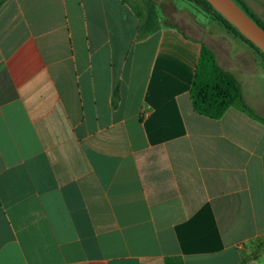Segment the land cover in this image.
Wrapping results in <instances>:
<instances>
[{"label":"crops","instance_id":"0c3cea01","mask_svg":"<svg viewBox=\"0 0 264 264\" xmlns=\"http://www.w3.org/2000/svg\"><path fill=\"white\" fill-rule=\"evenodd\" d=\"M138 26L124 0H0V264H264L243 261L264 243V58L191 14ZM202 43L241 89L216 119L189 94Z\"/></svg>","mask_w":264,"mask_h":264},{"label":"trees","instance_id":"16d2710c","mask_svg":"<svg viewBox=\"0 0 264 264\" xmlns=\"http://www.w3.org/2000/svg\"><path fill=\"white\" fill-rule=\"evenodd\" d=\"M131 6L139 18L138 37L146 36L160 28V21L157 11L152 7L144 8L132 4L129 0H124ZM200 6L205 13L213 20L217 21L230 34L242 39L264 58V53L260 51L252 42L246 39L233 25H231L221 14H219L206 0H189ZM260 27L264 29L262 21L248 8L243 0H234ZM193 109L208 118H219L236 100L241 98V89L237 79L229 71L223 70L217 63L214 51L202 43L199 56L195 65L193 77L189 90ZM244 108L249 110L246 105ZM264 247V243L258 244L257 248L243 261L256 257L259 250ZM164 264H184L180 258L167 257Z\"/></svg>","mask_w":264,"mask_h":264},{"label":"rangeland","instance_id":"374dc122","mask_svg":"<svg viewBox=\"0 0 264 264\" xmlns=\"http://www.w3.org/2000/svg\"><path fill=\"white\" fill-rule=\"evenodd\" d=\"M132 4L145 7H152L157 11L160 25H165L173 20L183 22L187 14H191L195 21L201 24L207 31L212 34H223L231 39L229 32H227L221 24L209 17L200 6L189 0H129ZM176 6V7H175ZM185 12L182 14V11ZM185 18V19H184ZM234 36V35H233ZM236 37V36H235ZM234 40V39H233ZM242 46L241 43H237ZM250 47V45H248ZM257 55L261 56L259 52L255 51ZM262 57V56H261Z\"/></svg>","mask_w":264,"mask_h":264},{"label":"water","instance_id":"95a60500","mask_svg":"<svg viewBox=\"0 0 264 264\" xmlns=\"http://www.w3.org/2000/svg\"><path fill=\"white\" fill-rule=\"evenodd\" d=\"M246 39L264 53V29L260 27L234 0H206Z\"/></svg>","mask_w":264,"mask_h":264}]
</instances>
